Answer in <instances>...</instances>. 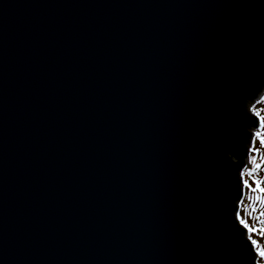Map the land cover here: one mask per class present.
<instances>
[{
    "label": "water",
    "instance_id": "95a60500",
    "mask_svg": "<svg viewBox=\"0 0 264 264\" xmlns=\"http://www.w3.org/2000/svg\"><path fill=\"white\" fill-rule=\"evenodd\" d=\"M263 76L264 0H0V264H255Z\"/></svg>",
    "mask_w": 264,
    "mask_h": 264
},
{
    "label": "rangeland",
    "instance_id": "374dc122",
    "mask_svg": "<svg viewBox=\"0 0 264 264\" xmlns=\"http://www.w3.org/2000/svg\"><path fill=\"white\" fill-rule=\"evenodd\" d=\"M262 81L259 102L251 110L247 109L250 99L245 102L246 111L258 119V124L250 129L252 137L247 143L250 153L238 174L242 196L234 214L253 247L255 264H264V76Z\"/></svg>",
    "mask_w": 264,
    "mask_h": 264
},
{
    "label": "trees",
    "instance_id": "16d2710c",
    "mask_svg": "<svg viewBox=\"0 0 264 264\" xmlns=\"http://www.w3.org/2000/svg\"><path fill=\"white\" fill-rule=\"evenodd\" d=\"M254 121H255V125L258 124V119L254 117ZM250 138L245 140V144L249 141ZM246 148L243 149L242 154H241V159L246 158ZM234 160H236L235 157H232ZM238 187H240V181L237 183ZM242 196V192L240 191V189L238 188V195L235 197V201H238ZM237 210V205L233 204L231 207V214H235Z\"/></svg>",
    "mask_w": 264,
    "mask_h": 264
},
{
    "label": "bare ground",
    "instance_id": "6f19581e",
    "mask_svg": "<svg viewBox=\"0 0 264 264\" xmlns=\"http://www.w3.org/2000/svg\"><path fill=\"white\" fill-rule=\"evenodd\" d=\"M260 96H261V93H259L257 97L252 98L248 101V104H247L248 110H251L259 102Z\"/></svg>",
    "mask_w": 264,
    "mask_h": 264
},
{
    "label": "snow or ice",
    "instance_id": "6c2138e0",
    "mask_svg": "<svg viewBox=\"0 0 264 264\" xmlns=\"http://www.w3.org/2000/svg\"><path fill=\"white\" fill-rule=\"evenodd\" d=\"M262 255H264V253H262Z\"/></svg>",
    "mask_w": 264,
    "mask_h": 264
}]
</instances>
